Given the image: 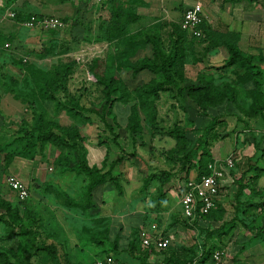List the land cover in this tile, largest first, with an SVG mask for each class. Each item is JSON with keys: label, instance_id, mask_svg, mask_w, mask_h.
I'll use <instances>...</instances> for the list:
<instances>
[{"label": "rangeland", "instance_id": "rangeland-1", "mask_svg": "<svg viewBox=\"0 0 264 264\" xmlns=\"http://www.w3.org/2000/svg\"><path fill=\"white\" fill-rule=\"evenodd\" d=\"M51 1L54 7L57 5L64 7L63 17L73 23L72 30L51 32L17 25L15 34L18 36L15 38L17 41L9 40V47L5 48L8 59L17 56V60L14 61L17 66L16 72H7L6 69L0 71V198L11 201L14 206L19 203L18 195L8 181L11 175L26 184L30 191V196L20 207V215L25 218L30 231L26 236V242L18 236L7 239V226L0 224V247L17 250L23 260L30 264H47L50 261L45 255L46 251L36 250L35 247L37 243H43L42 237H46L45 234L50 232L61 240L63 244L61 247L65 246L61 252H67L70 264H94L96 259H104L109 253L108 256L114 259L113 264H140V261L131 255V240L138 230L157 224L160 230L164 229L163 233L164 231L165 234L174 233L171 247L176 251L182 252L180 247L189 246L197 249L194 252L195 260L191 262L187 259L188 264H233L223 259L220 262L210 258L203 261L202 256L207 250L205 251L202 241L206 240L198 232L199 229L192 235L185 228L186 225L180 223L183 222V218L182 206L178 203L179 185L181 180L183 183L185 179L179 177L180 165L167 158L175 145V139L169 136V131L176 127L182 128L191 141L188 147L194 146L193 148L197 149L201 144L199 137L204 129L211 128L212 119H207L200 105L193 101L189 87L198 83L199 66L205 67L203 63L222 66L224 62H221V57L207 55L203 63L197 64L198 66L188 63V66L191 65L189 74L186 71L185 74L193 84L185 86L183 95H178L179 89H175L163 92L159 97H148L145 95L144 86L152 79L150 77L152 73L146 71L140 76H133L132 68L143 60V63L148 62L146 59L153 56L152 45L141 44L144 34H139L142 36L141 39L135 37L134 41H130V44L139 42L137 47L141 44L139 51L130 56L128 39L116 44L117 42L110 43L99 36L102 30L99 26L100 21L108 19L110 15L108 18L103 16L101 19L95 18L94 15L85 14L86 12L83 14L84 9L77 8L71 1L63 0L65 3L60 0ZM28 12L30 11H25L27 14ZM44 12L47 14L42 11L33 13L54 14ZM54 15L62 16L61 13ZM4 42L3 39L0 44ZM199 51H202V48H199ZM20 61H25L29 67H37L44 83L49 82L58 72L60 78L61 73L68 70L70 73L67 81L68 91L62 94L66 96L63 103L74 105L78 102L86 107L89 117L73 118L66 112L67 109L56 110L55 103L43 98L37 101L32 97L30 102L24 103L23 99L14 97L15 93L18 95L22 91L28 89L30 91L33 86L27 87L23 83L24 79H31V76L22 74ZM210 73L216 75L214 71ZM225 73L228 80L234 78L231 70ZM34 74L36 75L34 72L32 76ZM109 78L123 80L117 83L119 88L110 94L111 105L106 104L104 83ZM15 79L18 80L17 83ZM123 83L125 88L121 86ZM9 87L13 88L14 92H11ZM67 99L70 100L69 103ZM135 106L143 125L141 138L139 136L136 138L137 148L133 146L128 131ZM225 106L228 110L233 108L231 103ZM39 116L57 121L69 128L78 127L80 137L86 138L85 145L90 148L93 145L99 144L100 147L109 144L111 146L109 149L113 150V153L108 167L114 162L124 174L120 179L122 193H119L120 189L116 188L115 182L108 181L105 193L104 191L99 193L96 206L88 210L84 197L86 186L84 177L74 172L65 173L67 152L52 143L46 144L43 148L38 146L39 144L33 148L26 147V142L17 138L19 135H25L26 130H32L37 125ZM217 118L219 119V116ZM224 121L227 123L228 120ZM226 128H230L229 123ZM102 140L105 142L100 144ZM134 151L138 156H134ZM122 156L124 159L120 163ZM162 172H165L163 175L166 177L168 173L170 174V183L163 190H168L171 194L162 195L160 190L162 186L158 181H153L148 188H143L148 175L159 173L163 176ZM191 173L195 175V171ZM70 183L73 184L71 190L67 189ZM65 195H70L80 202L81 208L67 207ZM104 198H107V201L102 203ZM163 210H171L173 221L162 218ZM33 213L41 219L36 223L39 228L31 225L33 221L30 215ZM174 226L176 228H173ZM191 240L195 242V246ZM141 249L144 253L143 250L146 248L141 245ZM161 253L149 251L148 263L157 264L162 261L165 256Z\"/></svg>", "mask_w": 264, "mask_h": 264}, {"label": "trees", "instance_id": "trees-1", "mask_svg": "<svg viewBox=\"0 0 264 264\" xmlns=\"http://www.w3.org/2000/svg\"><path fill=\"white\" fill-rule=\"evenodd\" d=\"M142 3V0H125L119 3H117L116 1H112L113 8L110 12L109 18L106 20L103 19L99 23V26H101L102 29L99 36L102 39H106L110 43L117 42L116 44L122 41L124 42L125 39H128L127 46L131 48L130 56L135 55L137 51H139L138 49L141 48H139L141 44L152 45L153 56L146 59L147 61H149L143 63V60L138 65L132 66L133 76H137L143 71H150L154 75V77L147 83V85L145 84L146 86H144L146 88V96L159 97L161 93L173 91L175 89H179L178 95H183L185 86H188V84H193L185 74V66L188 63H192L193 65L203 63L206 56L211 50H214L219 46H225L229 53V56L224 61V64L220 67V69L230 68L231 72H233L234 78H232V80L228 82L218 83L216 75H214V73H210L212 69H217L218 66L216 67L211 64L206 65L205 63H203L205 64V67L201 71H199L200 73L198 74L197 78L198 83L189 87L191 98L194 102L200 105V107L202 108V113L207 114V110L210 107L221 105L227 101L235 102L237 99V95L240 92L239 86H242V94H244L245 97H254L255 101L251 104L241 103L237 104L236 106L244 110V112L248 116L250 115V112L254 115L264 116V70L260 69L259 65L257 64L258 61H264V58L251 55L242 50L239 45L240 36L238 35V33L213 32L212 30H210V28H208V23L205 22L200 27L203 32L202 37H198L188 30L183 29L181 23L179 24V26L178 24L172 26V30H170L166 34V37L162 35V32L157 33L146 30H142L139 33L132 34V25L141 18V16L137 12V9L138 6ZM21 17V15H18L15 18L18 20H24V17ZM62 19L66 23H68V28L70 27L69 31H71L73 28V23L71 24V21L67 19ZM47 31L58 32L60 30ZM139 34H144L143 43L139 44L138 47L136 45L139 42L130 44V41H134L135 37H138V39L142 38V36L140 37ZM199 48H202V51H199ZM20 62L22 65V74L31 76V79H24L23 83L26 84L27 87H29V85L30 87L32 85L33 86L32 88H30V91H28V89L27 91H22V93L18 95L15 93L14 97L23 99L24 103L26 101L30 102V98L32 97H34V100L37 101L43 98L55 103L56 110L67 109L66 112L73 118L89 117L86 111V107L80 105L78 102H76L74 105H71L69 103L70 100L67 99L70 106L69 104L63 103L64 97L66 96H63L62 94H66L68 91L67 81L68 75L70 74L68 70L61 73L60 78V73L58 72L52 76L49 82L47 81L48 83H44L43 78H40V75L38 74V71L40 70L37 67H29V65L25 61ZM25 67H28V69H26ZM34 72L36 73V75L34 74V76H32ZM48 77L49 76H47V80ZM17 81L18 80L15 79L16 83ZM118 82H123V80L121 81V79H119V81H117L114 78H109L108 80L104 81L106 85L105 92L107 94L106 104L109 103L111 105L112 99L110 97V94L113 91H116L117 88H119V86L117 85ZM248 82H251L253 84V88L244 89V86ZM121 86L125 88L124 83L123 85L121 84ZM9 90L11 92H14L13 88L11 87H9ZM40 90H42L43 92H40ZM134 108L136 109L132 113L131 123L129 124L128 131L130 137L132 138L134 144L133 146L137 148L136 138L138 136L139 138H141L143 125L141 123L137 107L135 106ZM153 112H155V110H153ZM37 118H39L37 119V125H35L32 130H26L25 135H19L17 138L20 140L23 139V141L26 142V147L28 146L33 148L34 146H37L39 144L38 146H41L43 148L46 146V144L52 143L60 147L62 151L67 152V157L65 156V173L74 172L75 174L84 177L86 181V186L84 188V197L86 198V206H88V210L91 208L93 209L96 206L93 200V190L97 186L107 183L108 181L115 182L116 188L120 189L119 193H122L123 189L122 185L120 184V179H122L124 174L120 169H118L114 162L111 163V165H109L108 167L110 160H112L111 158L113 150L111 151L109 149L111 146L107 148L108 155L103 163L102 168H99L97 166L90 167L88 164V153L85 145L86 138L80 137L81 132L78 127L72 126L71 128H69L61 125L57 121H52L42 116H39ZM212 121L213 122L211 124V128L204 129L203 134L199 137L201 144L197 146V149H194V146L188 147L190 139L182 128L179 129V127H176V129L169 131V136H172L175 139V145L172 148V151H170L169 157L167 158L180 165L178 169L180 173L179 177H183L187 180L191 176H193L197 180H200L203 176L210 173L209 164L214 161L212 152L210 150V145L211 140H213L212 138L218 135L216 133L215 126L216 123L220 122L216 117L212 119ZM152 122H154V120H152ZM31 140L34 142H32ZM104 142L105 141L102 140L100 144H103ZM135 152L136 151H134V156H138V154ZM173 152H175L177 155ZM123 159L124 157L122 156L119 162L121 163ZM192 171H195V175L191 173ZM148 172H150L149 168ZM164 173L165 172H162L161 174L163 175ZM163 176H160L159 173L148 175L143 183V188H148V186L153 181H158L162 186V188H160V190L162 191V195H165L166 190L163 189H165L164 187H166V185L170 183L171 177L169 173L168 177H166L165 175ZM64 199L65 205L69 208H79L81 206V203L74 200L70 195H65ZM18 202V205L14 206L11 201L0 198V224H4L7 226V239H12L13 237L18 236L22 241L26 242V236L30 231L28 229L25 218L20 215V207L26 201L18 200ZM211 214L212 212H210L208 215H197L194 221H191L190 219H187L183 216V223L186 226H189L190 223L197 224V222L201 218L210 217ZM30 217H32L33 221V224L31 223V225L37 226L36 223L41 219H39L35 213H33L32 216L30 215ZM139 231L140 230H138L134 234V237L131 240L130 250L132 257L139 260L140 264H151L148 263L149 251L158 253L162 252L161 254L165 256V258L162 261H159V263L157 264H188V260H191V262L192 260H195L194 252L197 249L192 246L180 247V251L182 250V252H178L176 251V249L171 247V243L166 249L162 251H156L153 248H146L145 250H143L144 253H142ZM209 233L212 234V232ZM163 234L166 236L169 235L165 233ZM261 234H264L263 228L260 230V233L258 235ZM45 236L46 237L43 236L44 238L42 237L44 242L37 243L35 249L39 251H46L45 255L48 256L51 264H70L67 252H61V249H65V246H62L63 248L61 247V245L63 244L61 243V240H58V236L50 232H47ZM193 246H195V244ZM203 246L205 251L207 250V252L202 256L203 261L207 260V258L216 261L214 258V253L216 252L215 247L209 248L206 242L203 244ZM183 252L187 253L183 254ZM137 253H142V255H139ZM108 255H106L105 258L109 257ZM50 263L48 262L47 264ZM0 264L30 263L24 261L21 257V254L17 250L0 247ZM233 264L240 263L233 261Z\"/></svg>", "mask_w": 264, "mask_h": 264}, {"label": "crops", "instance_id": "crops-1", "mask_svg": "<svg viewBox=\"0 0 264 264\" xmlns=\"http://www.w3.org/2000/svg\"><path fill=\"white\" fill-rule=\"evenodd\" d=\"M60 1L63 2V0ZM112 1L119 3L125 0H71V3H74L77 8L84 9L83 14L86 12L87 15H94L95 18L101 19L102 16L108 18L110 15L113 8ZM142 2L137 9L141 18L132 25V34L146 30L162 32V35L166 37V34L172 30V26L182 22L187 9L196 3H202L210 30L218 33H238L242 50L264 58V0H142ZM9 11H14L16 16L22 14L24 20L8 16ZM25 11L30 12L27 14ZM32 11L61 13L62 16H58L60 18H64L65 15L64 7L60 5L54 7L51 0H0V42L5 40L4 45L0 44V71L6 69L7 72H16L17 66L14 61L17 60V56L8 59L5 55L7 52L5 44H9V40L17 41L15 39L18 37L15 35L17 25L25 27L23 23L26 19L33 14L38 15ZM69 29L70 27L65 30L69 31ZM213 55L220 56L221 62H224L229 53L225 46H219L208 53V57ZM257 64L264 70V61H258ZM190 66H185L188 74ZM203 67L199 66L197 72ZM220 67L221 65L211 71L216 72L217 82L230 81L225 73L227 72L225 70L230 68L220 69ZM144 72L146 71L137 76ZM150 77L153 78L154 75ZM241 88L242 86H239L240 92L235 102L227 101L207 110V119L219 116L220 121L216 123L218 135L212 138L210 145L213 158L225 160L233 156L235 166L222 182L216 207L211 216L201 218L197 224L190 223L185 228L192 235L199 229L198 232L206 240L202 242H206L209 248L215 247L216 251L223 253L220 261L223 259L225 262L229 260L230 263L235 261L240 264H264V234L258 235L260 230L264 229V116L254 115L251 112L248 116L244 110L236 106L241 103L251 104L255 101L254 97H245ZM251 88H253L251 82L244 86V89ZM228 103H231L233 108L228 110L225 106ZM226 119L227 123L224 121ZM228 123L229 129L226 128ZM108 147H110L109 144L100 147L99 144L93 145L91 148L86 145L90 167L102 168L108 155ZM62 180L67 183L64 179ZM106 184H101L93 190L95 203L99 201L97 199L99 193L103 191L105 193ZM72 185V183L68 184L67 189L71 190ZM166 193L171 194L168 190ZM106 201L107 198H104L101 202ZM178 203L180 204V201ZM161 213L162 218L173 221L171 210H163ZM181 217L183 218V215ZM191 243L195 244L192 240Z\"/></svg>", "mask_w": 264, "mask_h": 264}, {"label": "built area", "instance_id": "built-area-1", "mask_svg": "<svg viewBox=\"0 0 264 264\" xmlns=\"http://www.w3.org/2000/svg\"><path fill=\"white\" fill-rule=\"evenodd\" d=\"M8 16L15 18L16 13L9 11ZM205 22H207V17L204 13L203 4L196 3L185 11L181 26L194 35L202 37L203 32L200 27ZM23 25L29 29L42 30H65L69 26L68 23L58 16L35 14L26 19ZM5 47H9V44H5ZM234 166L235 158L233 156H229L225 160L214 159L209 164L210 173L208 175L203 176L200 180H197L193 176L187 180L185 179L183 183L181 180L179 194L182 213L185 218L194 221L197 215H208L214 210L222 182ZM8 181L11 188L17 193L20 201H24L30 196L28 186L16 176H9ZM173 239L174 236L172 234L168 236L164 235L157 224L149 225L140 230L141 245L144 248L162 251L170 245ZM222 254L220 251L214 253V258L217 262H220ZM113 262V257L109 256L105 259H97L94 264H113Z\"/></svg>", "mask_w": 264, "mask_h": 264}, {"label": "water", "instance_id": "water-1", "mask_svg": "<svg viewBox=\"0 0 264 264\" xmlns=\"http://www.w3.org/2000/svg\"><path fill=\"white\" fill-rule=\"evenodd\" d=\"M241 264H244V263H241Z\"/></svg>", "mask_w": 264, "mask_h": 264}]
</instances>
